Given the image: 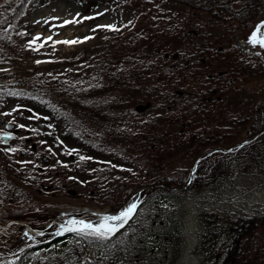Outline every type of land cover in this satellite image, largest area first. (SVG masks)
<instances>
[{"label": "rangeland", "instance_id": "obj_1", "mask_svg": "<svg viewBox=\"0 0 264 264\" xmlns=\"http://www.w3.org/2000/svg\"><path fill=\"white\" fill-rule=\"evenodd\" d=\"M11 1L0 0V6ZM74 19L80 22L64 25ZM97 25H113L115 30ZM115 32H125L126 41H137L149 58L159 59L161 70H177L172 82L161 83L164 90L173 84L191 97L173 99L161 93L145 108L146 103L129 91L114 89L112 78L103 75L106 68L100 58L104 42ZM38 33L61 41L91 39L54 46L49 41L34 51L28 44ZM229 43L242 51L232 57L220 54L215 60L213 50ZM243 51L252 56H243ZM183 70L253 72L223 90L206 84L203 75L189 72L184 78ZM81 71L86 75L83 88L89 90L87 111L69 114L27 87L33 77L66 78ZM263 92L264 47L243 41L229 22H214L169 0H28L0 55V118L12 122L15 133L7 144L0 142V214L33 221L86 210L81 217L86 221L91 220L90 211H114L134 184L153 181L164 172L189 170L202 150L199 139L204 135L224 142L234 139L240 125L232 117L247 114ZM138 103L143 110H136ZM42 155L48 157L46 162ZM82 156L91 159L81 160ZM227 210H264V178L232 173L213 186L153 195L137 205L131 225L110 245L80 234L89 242L76 245V252L70 251L77 240L71 237L29 252L22 264H75L74 256L80 255H87L89 263L107 256L115 257L113 264H202L193 252L200 217L206 211ZM15 258L1 255L0 264ZM237 264H264V227L245 242Z\"/></svg>", "mask_w": 264, "mask_h": 264}, {"label": "trees", "instance_id": "obj_2", "mask_svg": "<svg viewBox=\"0 0 264 264\" xmlns=\"http://www.w3.org/2000/svg\"><path fill=\"white\" fill-rule=\"evenodd\" d=\"M169 1L184 6L190 11L203 13L214 21L230 22L244 39L248 37L251 24L259 18H264V0ZM26 2L27 0H15L13 4L2 7L0 14V52L9 44V26L22 13ZM125 38V34L118 32L104 42L106 50L101 57V63L109 66L111 69L107 70L109 74L115 76L121 73L123 79L119 82L120 88L132 90L133 95L137 99L145 101L149 107V105L151 106V99L161 92L160 83L164 80L170 81L176 76L177 70H161L159 59L149 58L144 50L137 46V42L130 39L126 41ZM127 43H129L130 48L126 47ZM235 50L237 49L231 44L219 46L213 50L215 54L213 58L218 59L220 54L232 57L235 55ZM206 63L210 62L206 61ZM127 66L130 68L126 69ZM189 72L193 76L203 75L206 84L208 82L210 84L215 83L214 85L222 86L224 90L234 87L241 79L247 80V75H251L253 70H183L182 76L186 78V74ZM66 82L67 85L57 78H35L29 83V89L39 96L42 94L41 96L49 97L53 92L55 100L70 105L76 101L78 93L77 95L67 93L69 89L76 87V84H73L75 78L66 80ZM164 92L173 99H177V96H183L185 99L191 97L189 92L178 91L176 87H169ZM197 97V95L194 96L195 101H200ZM232 119L237 125H240V130L234 139L224 143L216 135H204L203 138L199 139V143L203 145L200 155H206L195 165L192 173L188 170L165 172L156 177L155 182L157 184L139 193V199H146L158 191L166 194H183V190H178L175 187L187 183L189 179L187 188L198 190L216 185L232 173L259 175L264 178V92L255 100L248 114L242 117L233 116ZM258 133L259 135L255 139L231 151L227 150L241 140L252 138ZM138 187L137 185L135 190ZM132 192L131 190L128 194ZM121 205L122 203L119 206ZM79 213L70 212L69 214ZM57 217V215H46L41 219H35L36 221H30L28 224L31 227L43 229V221L57 219ZM17 218L21 219L22 217ZM8 220H10L8 217L0 216V223H5ZM200 225L201 231L194 251L201 262L203 264H237L245 242L256 230L264 227V210L248 214L228 210L206 211L201 216ZM56 226L55 224L50 226L43 237H36L26 231L23 225L17 223L10 225L7 233L0 232V255H16L18 253L25 255L33 249H38L52 242L62 241L73 233L62 232L57 235L56 233L60 228L56 229ZM73 247L71 250L76 252L77 246L73 245ZM75 261L76 264L84 263L78 258Z\"/></svg>", "mask_w": 264, "mask_h": 264}, {"label": "snow or ice", "instance_id": "obj_3", "mask_svg": "<svg viewBox=\"0 0 264 264\" xmlns=\"http://www.w3.org/2000/svg\"><path fill=\"white\" fill-rule=\"evenodd\" d=\"M79 15V14H77ZM84 19H93V17H84ZM47 22V21H45ZM80 21L72 20V21H64V25L69 23H79ZM64 25H60L63 27ZM108 28L110 30H115L113 25H97V28ZM21 35H25V33H21ZM259 37V38H258ZM91 39V37L85 36L83 40L74 39V40H53L52 36L41 37L38 33L35 37H33L28 44V47L32 48L34 51H39L40 48L44 47L49 41L52 42L53 46L56 44H68L73 45L77 43H82L85 40ZM43 41L42 43L37 44V41ZM248 42L256 45L259 44L261 47H264V21L260 22L256 29L251 33L248 38ZM37 63H41V61H37ZM35 118V117H32ZM20 127H24V125H20ZM81 160L91 159L90 157H80ZM137 209L136 203H130L125 208L120 210L116 214H104L101 218L95 222H89L82 219H69L64 224L60 226V230L57 231V235H60L62 232H75L77 234L86 235V236H94L99 239H108L112 235H114L120 228H122L133 216ZM43 233H40L42 235ZM27 235V233H25Z\"/></svg>", "mask_w": 264, "mask_h": 264}, {"label": "water", "instance_id": "obj_4", "mask_svg": "<svg viewBox=\"0 0 264 264\" xmlns=\"http://www.w3.org/2000/svg\"><path fill=\"white\" fill-rule=\"evenodd\" d=\"M11 126H12L11 124L7 125L8 128H10ZM0 136L3 138L4 141H7L12 136V134L8 132H4L1 133ZM21 153H24L23 150H21Z\"/></svg>", "mask_w": 264, "mask_h": 264}]
</instances>
